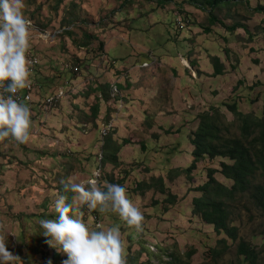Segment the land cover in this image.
Listing matches in <instances>:
<instances>
[{
    "label": "rangeland",
    "instance_id": "1",
    "mask_svg": "<svg viewBox=\"0 0 264 264\" xmlns=\"http://www.w3.org/2000/svg\"><path fill=\"white\" fill-rule=\"evenodd\" d=\"M22 3L25 19L36 25L30 29V49L41 60L35 77L37 99L42 101L60 86L68 93L46 117L35 104L37 118L31 113L27 143L0 141V237L21 258L15 264H62L67 257L45 243L48 238L39 220L55 218L57 195L71 198L61 180H87L100 169L101 186H125L144 215L137 232L117 214L82 208L81 218L89 227H95L92 218L97 216L105 228H120L125 264H159V258L167 261V253L175 248H195L192 263L203 264L219 237L212 226L192 217L191 204L199 196L194 188L207 180V169L218 168L222 159H205L187 172L193 163L194 132L201 112L225 101L234 103L237 96H242L241 111L262 115L264 13L252 8L264 0L223 4L214 11L222 22L215 25L209 22L210 12L191 0L164 5L159 0ZM237 22L245 27H226ZM151 53L155 62L143 66L153 61ZM212 56L224 61V75H213ZM74 64L81 66L80 74L70 71ZM92 76L103 83L124 79L120 82L127 87L122 89L125 108L109 135L108 148L102 146L101 129L114 109L84 86ZM96 102L99 112L93 119ZM224 109L232 121L234 116ZM117 144L119 162L113 164L110 155ZM216 178L232 184L220 173ZM252 215V220L245 215L239 222L240 236L262 251L264 264V216L256 210ZM230 261H237L236 245L226 257L225 262Z\"/></svg>",
    "mask_w": 264,
    "mask_h": 264
},
{
    "label": "trees",
    "instance_id": "2",
    "mask_svg": "<svg viewBox=\"0 0 264 264\" xmlns=\"http://www.w3.org/2000/svg\"><path fill=\"white\" fill-rule=\"evenodd\" d=\"M165 1L172 0H159V5H164ZM191 1L194 5L208 10L211 15L209 22L215 25L218 22L222 23L214 14L216 9L223 4L234 6L248 0ZM252 9L264 13V4ZM226 27L229 31H235L240 27H245V24L237 22ZM64 32L72 34L67 28ZM205 33H210V29L206 28ZM225 55L227 57V53ZM210 62L214 66V76L224 75L226 70L222 58L212 56ZM107 67L109 68V65ZM117 87L122 92L119 82ZM87 89L91 91L92 96L97 97L99 101L102 99L101 101H104L108 107H112L114 109L112 114H115L117 108L115 99L110 98L109 95V83L98 82L95 79L88 84ZM0 92H2V87H0ZM101 95H104V98ZM237 97L239 98L235 99L234 103L225 101L221 105H211L198 115L199 124L192 141L194 145L193 163L186 170L189 173L192 172L205 159L211 162L222 159L218 168L207 169V180L204 184L194 188L199 196H195L191 204L192 217L212 226L213 231L219 237L216 245L209 249L208 260L203 264H261L262 251L241 238L239 222L245 215H248L249 219L253 218L254 210L264 216V111L262 115L253 111H241L239 107L242 96ZM224 108L234 116L232 121L228 120ZM98 112L99 103L96 102L91 108L90 115L93 119H96ZM112 114L108 122L113 118ZM114 130L115 128L104 137L106 139L104 147L110 146L112 138L109 135ZM118 146L117 144L110 155L113 164L119 162ZM217 173L232 181V184L228 186L219 181L216 178ZM158 181L163 185V180ZM175 199L176 196H172L170 201L175 202ZM92 220L95 223L101 221L97 216ZM233 245H236L237 261L226 263V257L233 249ZM195 254V248L186 252L175 248L167 253V261L159 258V264H193L192 258ZM57 257L60 256L57 255ZM142 264L152 263L149 260Z\"/></svg>",
    "mask_w": 264,
    "mask_h": 264
},
{
    "label": "clouds",
    "instance_id": "3",
    "mask_svg": "<svg viewBox=\"0 0 264 264\" xmlns=\"http://www.w3.org/2000/svg\"><path fill=\"white\" fill-rule=\"evenodd\" d=\"M22 8V0H0V141L11 138L25 144L30 139L32 112L17 94L30 86L31 37L30 21L25 19ZM124 73L123 77L127 75ZM34 98L35 104L40 105L36 92ZM100 171L94 170L83 181H76L73 176L61 180L64 193H71V198L66 194L57 195L52 206L55 218L39 220L42 235L48 238L45 243L67 257L62 264H125L120 228H105L102 223L89 227L81 218L82 208L117 214L129 228L142 230L144 215L129 198L126 187L112 183L101 186ZM20 259L0 237V264H15Z\"/></svg>",
    "mask_w": 264,
    "mask_h": 264
},
{
    "label": "built area",
    "instance_id": "4",
    "mask_svg": "<svg viewBox=\"0 0 264 264\" xmlns=\"http://www.w3.org/2000/svg\"><path fill=\"white\" fill-rule=\"evenodd\" d=\"M35 28H36V25L30 22V29L34 30ZM48 36H51V35L48 34ZM150 58H152L153 61L150 63L146 62L143 64V66L148 67L149 65L155 62L156 58L154 54L151 53ZM28 59L30 60V69H31L30 86L18 92L17 98L21 102L26 103L30 107L32 115L34 119H36L37 115L33 113L34 105L36 102L34 97H35V92L37 90V85L34 81V77L38 72L39 66L41 65V60H40V57L34 52H32L30 49L28 50ZM102 61H103V57H102ZM70 69L74 74H80L81 66L79 64L70 66ZM121 78H124V77L122 76ZM119 80L120 79H116L109 83V95H110V98L115 99L117 111L115 112V117H113L105 126L102 127L101 129L102 138L106 137V135L115 127V122L118 120L119 113L121 112V110L125 108L124 96L122 92L120 91V89L117 87ZM93 81H95L94 76L86 78V80L84 81V86L90 84V82H93ZM67 93L68 91H66L64 87L60 86L52 94L45 97L41 101V104L39 105V109L42 115L46 117L52 111V109L55 108L58 105V103L61 102L66 97ZM98 223L100 222L98 221Z\"/></svg>",
    "mask_w": 264,
    "mask_h": 264
},
{
    "label": "crops",
    "instance_id": "5",
    "mask_svg": "<svg viewBox=\"0 0 264 264\" xmlns=\"http://www.w3.org/2000/svg\"><path fill=\"white\" fill-rule=\"evenodd\" d=\"M114 70H116L115 68H114ZM118 71V70H117ZM110 73V75H112L111 73H112V71L111 72H109ZM110 80H111V78H109ZM124 79H120L119 80V86H121L122 87V89H123V91H125L126 90V86L124 85L123 86V84H122V82H120V81H123ZM105 83V82H104ZM108 83V82H107Z\"/></svg>",
    "mask_w": 264,
    "mask_h": 264
}]
</instances>
